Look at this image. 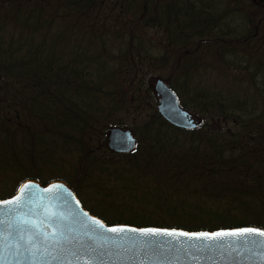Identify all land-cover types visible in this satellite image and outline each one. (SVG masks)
Returning a JSON list of instances; mask_svg holds the SVG:
<instances>
[{
  "label": "trees",
  "instance_id": "trees-1",
  "mask_svg": "<svg viewBox=\"0 0 264 264\" xmlns=\"http://www.w3.org/2000/svg\"><path fill=\"white\" fill-rule=\"evenodd\" d=\"M147 69L195 128L159 116ZM24 179L106 223L264 229V0H0V198Z\"/></svg>",
  "mask_w": 264,
  "mask_h": 264
},
{
  "label": "water",
  "instance_id": "water-1",
  "mask_svg": "<svg viewBox=\"0 0 264 264\" xmlns=\"http://www.w3.org/2000/svg\"><path fill=\"white\" fill-rule=\"evenodd\" d=\"M153 92L156 111L168 124L196 127L197 119L159 77ZM135 145L129 129L108 128L109 150L128 153ZM261 233L255 226L186 230L106 223L60 179H24L0 198V264H264Z\"/></svg>",
  "mask_w": 264,
  "mask_h": 264
},
{
  "label": "rangeland",
  "instance_id": "rangeland-1",
  "mask_svg": "<svg viewBox=\"0 0 264 264\" xmlns=\"http://www.w3.org/2000/svg\"><path fill=\"white\" fill-rule=\"evenodd\" d=\"M54 35H51V37H53ZM52 39V38H51ZM63 41H69V36H66L65 34H64V36L62 37V38H60V39H58V40H54L53 42L54 43H60V42H63ZM145 76H144V81L146 82V84L148 85V87L150 88V91H151V94L152 95H154V92H153V79L154 78H156V72L155 71H152L151 73H150V71L147 69V70H145ZM155 96V95H154ZM155 99H156V97H155ZM194 118H196L197 119V117L194 115V114H192L191 112H189ZM129 124H131V123H129ZM122 127V126H121ZM123 127H125V126H123ZM126 128V127H125ZM130 130V129H129ZM134 136H135V134H133ZM136 137V136H135ZM87 205H88V203H86Z\"/></svg>",
  "mask_w": 264,
  "mask_h": 264
},
{
  "label": "snow or ice",
  "instance_id": "snow-or-ice-1",
  "mask_svg": "<svg viewBox=\"0 0 264 264\" xmlns=\"http://www.w3.org/2000/svg\"><path fill=\"white\" fill-rule=\"evenodd\" d=\"M97 223H98V222H97ZM110 231H112V232H122L123 229L112 228V229H110ZM168 235H172V233H168ZM217 235H225V233H219V234H217ZM261 235H264V233H261Z\"/></svg>",
  "mask_w": 264,
  "mask_h": 264
},
{
  "label": "flooded vegetation",
  "instance_id": "flooded-vegetation-1",
  "mask_svg": "<svg viewBox=\"0 0 264 264\" xmlns=\"http://www.w3.org/2000/svg\"><path fill=\"white\" fill-rule=\"evenodd\" d=\"M163 119V118H162ZM164 120V119H163ZM165 121V120H164ZM170 125V124H169ZM131 132V131H130ZM132 133V132H131ZM133 134V133H132ZM134 136V135H133ZM135 137V136H134ZM135 139H136V137H135Z\"/></svg>",
  "mask_w": 264,
  "mask_h": 264
}]
</instances>
